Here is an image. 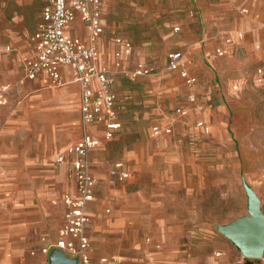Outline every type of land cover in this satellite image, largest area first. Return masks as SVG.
I'll list each match as a JSON object with an SVG mask.
<instances>
[{"label": "rangeland", "instance_id": "374dc122", "mask_svg": "<svg viewBox=\"0 0 264 264\" xmlns=\"http://www.w3.org/2000/svg\"><path fill=\"white\" fill-rule=\"evenodd\" d=\"M134 1L122 0L120 3L129 7ZM137 4L161 9L167 1L137 0ZM19 5L20 10L26 11L25 20L30 23L40 4L21 0ZM17 6L16 0H0V38ZM149 26L150 23L142 21L122 29L135 34V42L140 48L153 45L148 50L151 53L147 62L153 67L148 74L153 79L142 81L138 77L122 82L136 101L130 106L127 98L122 97L123 127L107 145L106 158L110 163L129 150L146 148L152 150L151 157L145 165L146 170L137 172L135 180L110 183L109 191L114 194L121 191L130 196L145 195L155 203L166 201L168 191H171L192 216L174 222V245L168 252L177 255V259H195L196 264H264L261 258L244 256L220 230L221 225L249 214L247 186L260 198L264 212V155L258 150L259 143H263L259 137L264 126L258 123L261 108L254 89L250 91L249 99L247 88L238 91L240 84L244 83L245 71H257L263 61L255 55L247 56L245 51L229 57L215 52L210 56L204 54L200 62L217 75V78L213 76L214 83L221 79L225 85L213 89L211 99L205 98L204 103L188 101V98L178 101L173 107L186 106L191 120L177 122L172 134L164 136L165 140L152 138V122L157 120L156 109H152L156 108L153 89L160 86L154 76L159 69L167 67V61L158 55V50L164 47L162 39H154L149 44L142 39L147 35L145 30L155 37L161 35V28ZM223 33L224 29L205 25L200 28L197 38L204 49V39H216L215 42L219 43ZM161 62L164 64L160 65ZM190 62L195 63V60ZM231 80L233 89L226 90V81ZM10 91L13 100L0 111V129L8 131L0 137V264H50L39 251L44 244L57 239L61 224V196L67 179L54 161L55 141L48 138L46 126L39 116L41 108L31 105L23 110L27 93L14 88ZM221 97L230 99L231 105L227 103L224 109L215 108ZM199 104L203 106L202 111ZM35 109L38 115H34ZM207 111L227 114L228 123L211 122L210 132L202 131L195 122L206 119ZM196 112L200 116L197 117ZM142 113L145 116L140 119ZM250 116L252 122L249 123ZM178 137H182V142H177ZM170 155H174L171 156L173 160ZM143 180L145 182L141 183ZM95 216V228L108 227L115 217L114 208L111 213L99 210ZM146 236L148 234L139 231L138 240L143 245ZM103 247L109 253L133 251L127 241L116 243L110 240ZM164 250L167 253L166 245Z\"/></svg>", "mask_w": 264, "mask_h": 264}, {"label": "crops", "instance_id": "0c3cea01", "mask_svg": "<svg viewBox=\"0 0 264 264\" xmlns=\"http://www.w3.org/2000/svg\"><path fill=\"white\" fill-rule=\"evenodd\" d=\"M16 1L18 2L17 9L12 12L10 24L3 30L0 38L1 45L11 46L9 50H0V87L6 88L5 92L0 94V111H3L13 100L10 89L14 88V90L17 89L24 94L27 93L26 101L22 103L23 110L31 105L34 108H41L39 116L46 126L48 138L55 141L56 154L54 161L56 160L58 169L64 173L67 185L61 196V224L57 239L55 242L44 244L39 251L49 261L51 254L58 248L56 242L62 235L65 223L64 195L75 188L74 181L68 174V165L73 158V154L69 152V147L75 144L81 136L80 86L73 80L71 67L64 63L60 64L62 77L66 81L64 84H58L46 70H40L33 78L24 77L27 60L36 54L33 34L38 28L42 9L47 0H27V2L40 4L34 11V17L30 23L25 20L26 11L20 10L19 2L21 0ZM121 1L102 0L103 31L97 38L98 62L111 71L114 79L113 88L117 93L116 108L120 126L108 138L106 137L107 128L103 122H95L91 125L93 135L100 142L91 149L90 154L92 170L97 183L94 198L87 205L89 217L87 234L91 243L89 252L95 264H106L114 257L121 258L125 264H196L195 259H177V255L168 252L169 247L174 245L176 234V223L174 222L187 219L189 216L192 217L189 212L183 209L179 199L173 197L171 191H168L169 197L166 201L157 203L145 195L130 196L121 191L119 193L115 192V194L109 191L110 183L122 181L111 174L114 162L123 161L125 168L130 171V175L124 180H131L132 178L135 180L137 172L146 170L145 165L150 161L152 152L151 149L147 148L140 151L129 150L110 163L109 158H106L109 152L107 151V145L116 138L123 127L121 118L122 97L127 98V102L131 103L130 106L134 105L136 101L133 99L134 94L125 88L126 85L123 86L122 84L123 81L131 79L125 73V70L133 69L139 61L147 63L149 53H151L148 50L153 48V45L148 44L154 39H162L164 47L158 50V55H162V60L165 61L166 59L167 67L159 69L154 76L160 86H158L159 89H153L156 95L154 100L156 108L152 109H156L157 120L152 122V133L150 135L152 138L157 139L160 137L165 140L167 138L164 136L172 134L173 130L170 133L156 132L153 129L155 124L169 125L172 129H175L177 122L191 120V116H187L188 109L186 106L173 107L178 101L188 98L191 88L181 77L179 69L168 67L167 54L169 51H181L184 54L187 69L197 75L196 100L201 103H204L205 98L211 99L213 89L225 85L221 79L216 80L214 83L213 76L217 78V75H213L200 62L204 54L210 56L212 52L217 53V47H222L225 50L223 55L227 57L237 54L239 51H245L247 56L255 55L263 61V64L255 72H251L249 69L245 71L244 83L240 84L238 91L247 88V99H249V93L252 89L257 93L258 104L261 108L258 123L259 126H264V0H166L167 4L163 5L161 9H154L148 5L145 7L139 6L137 0L129 7H123ZM142 21L150 23V28H161V35L155 37L150 35L149 30H145L147 35L142 39H146L148 46L140 48L135 42V34L122 29ZM205 25L224 29V33L222 41L219 43L215 42L216 39H204L206 46L203 49L197 36L200 28ZM176 26L179 27L178 31H175ZM65 31L68 35L78 36L89 42V30L85 21L79 15L66 26ZM117 36L131 41L132 52L129 55L124 54L120 58L117 57L116 51L122 46L116 42ZM228 36L232 37L230 42L226 41ZM190 60H195V63L190 62ZM118 61H120V64H117ZM163 64L164 62L160 63V65ZM138 77L142 81L153 79L151 76L149 78L148 74L139 75ZM232 89L233 81H226V90ZM187 100L191 101L189 98ZM227 103H230V99L226 98L224 100V97H221L215 108L224 109L223 106ZM205 104L207 107V102ZM205 104H203L204 107ZM178 107L182 109L181 112L177 111ZM199 110L202 111V109ZM33 113L38 115L36 109ZM144 116L145 114L142 113L139 118L142 119ZM196 116L198 117L200 114L198 113ZM205 116L206 119H201L210 126L211 122L228 123L226 121L228 115L225 113L215 114L207 111ZM197 121L195 122L196 125ZM248 121L249 123L252 122V116L249 117ZM197 126L199 127V125ZM200 129L204 131L201 126ZM22 130L25 132V126ZM259 131H261V128H259ZM5 134H8L7 129L1 128L0 137ZM259 139L263 140V143H259V154L264 155V129ZM177 140V142H182L183 139L178 137ZM190 142L195 144L191 139ZM60 155L65 156L64 161H57ZM167 176L169 177V175ZM144 182L145 180L141 183ZM109 195L111 196L110 199H108ZM113 208L115 217L108 227L95 228L93 220L99 210L111 213ZM153 221H156L154 225L152 224ZM140 230L148 234L144 238L145 246L138 240ZM110 240L116 243L127 241L133 251L131 253L121 250L115 253L106 252L103 246ZM165 245L168 254L165 253V250L162 251ZM44 248H48L47 253L43 252ZM61 250L69 258L75 259L77 264H80L78 256L66 250Z\"/></svg>", "mask_w": 264, "mask_h": 264}, {"label": "built area", "instance_id": "2783aa9c", "mask_svg": "<svg viewBox=\"0 0 264 264\" xmlns=\"http://www.w3.org/2000/svg\"><path fill=\"white\" fill-rule=\"evenodd\" d=\"M81 16L89 30V42L78 36L68 35L66 26ZM179 27L176 26L175 29ZM103 31L102 0H47L42 9L38 28L33 34L36 54L26 62L24 77L33 78L40 70H46L58 84H64L60 64L64 63L71 67L73 80L80 86V116L81 136L78 141L69 147L73 158L68 165V174L74 181V190L64 195L65 223L62 235L57 240L56 246L76 255L80 264H95L91 258L90 238L87 234L88 213L87 205L94 198L97 179L94 176L91 163V149L100 140L93 135L91 125L95 122H103L106 125V137H111L114 130L120 126L117 119V93L113 88L114 79L111 71L98 62L99 49L97 46L98 35ZM231 36L226 38L230 42ZM116 42L122 46L116 51L120 58L132 52V43L128 39L117 36ZM11 49L10 45H1L0 50ZM216 52L223 55L225 50L217 47ZM168 67L179 69L181 77L191 88L188 98L195 101V90L198 81L197 75L191 73L184 62V54L179 50H171L167 54ZM120 64V61L117 62ZM153 67L143 61H139L133 69L125 70L131 79L139 75L150 74ZM6 88L0 87V94ZM201 109L203 106L198 105ZM178 107L177 111L181 112ZM197 124L205 132H210V125L203 119ZM156 132H172L169 125L153 126ZM65 156L60 155L57 161H64ZM111 174L119 180H124L130 175V171L124 166L123 161L114 162ZM44 253L48 248L43 249ZM264 260V255L261 258ZM106 264H125L119 257L112 258Z\"/></svg>", "mask_w": 264, "mask_h": 264}, {"label": "water", "instance_id": "95a60500", "mask_svg": "<svg viewBox=\"0 0 264 264\" xmlns=\"http://www.w3.org/2000/svg\"><path fill=\"white\" fill-rule=\"evenodd\" d=\"M247 193L249 214L221 225L220 230L237 245L244 256L262 258L264 255V212L260 198L250 186H247ZM49 262L50 264H77L75 259L69 258L59 248L51 254Z\"/></svg>", "mask_w": 264, "mask_h": 264}]
</instances>
